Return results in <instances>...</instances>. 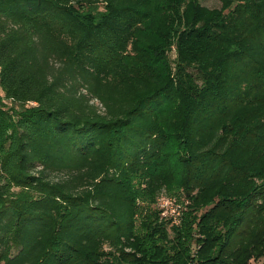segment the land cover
Here are the masks:
<instances>
[{"label": "trees", "instance_id": "trees-1", "mask_svg": "<svg viewBox=\"0 0 264 264\" xmlns=\"http://www.w3.org/2000/svg\"><path fill=\"white\" fill-rule=\"evenodd\" d=\"M140 2L0 0V264H125L139 243L127 179L173 181L149 172L167 100L207 208L197 261L264 255V0L188 8L205 32L177 42L201 73L186 101L143 62Z\"/></svg>", "mask_w": 264, "mask_h": 264}, {"label": "rangeland", "instance_id": "rangeland-1", "mask_svg": "<svg viewBox=\"0 0 264 264\" xmlns=\"http://www.w3.org/2000/svg\"><path fill=\"white\" fill-rule=\"evenodd\" d=\"M194 6L220 8V3L218 0H141L139 6L141 21L137 37L146 50L143 62L155 70L158 78H167L169 88L185 101L187 92L200 84L201 73L181 59L177 42L180 38L205 32L192 20L188 8ZM163 13L170 16L166 35L159 32ZM171 107L172 100H167L159 110L164 146L151 163L149 172L171 173L173 181L155 190L146 186L139 175H130L127 179L138 204L134 232L139 243L128 259L123 260L125 264H200L196 253L199 242L205 238L203 230L207 226L203 214L207 208H199L192 201L185 131L168 126ZM263 261L264 255L251 258L247 264H263Z\"/></svg>", "mask_w": 264, "mask_h": 264}]
</instances>
